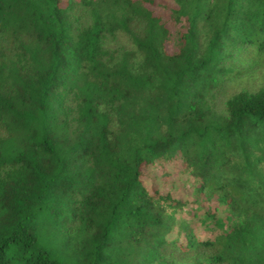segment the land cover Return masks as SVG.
Masks as SVG:
<instances>
[{"label":"trees","instance_id":"16d2710c","mask_svg":"<svg viewBox=\"0 0 264 264\" xmlns=\"http://www.w3.org/2000/svg\"><path fill=\"white\" fill-rule=\"evenodd\" d=\"M0 264H264V0H0Z\"/></svg>","mask_w":264,"mask_h":264}]
</instances>
